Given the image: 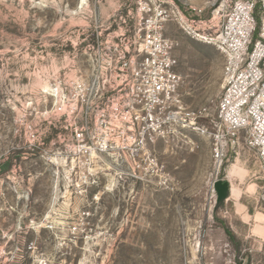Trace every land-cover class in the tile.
<instances>
[{"label": "rangeland", "instance_id": "1", "mask_svg": "<svg viewBox=\"0 0 264 264\" xmlns=\"http://www.w3.org/2000/svg\"><path fill=\"white\" fill-rule=\"evenodd\" d=\"M138 2L0 0V264H264V167L241 132L217 170L214 142L198 131L211 130L222 93L215 46L165 26L179 105L194 115L157 140V166L63 141L69 107L60 92L73 95L90 61L124 44L116 37L137 25ZM219 179L237 200L217 205Z\"/></svg>", "mask_w": 264, "mask_h": 264}, {"label": "built area", "instance_id": "2", "mask_svg": "<svg viewBox=\"0 0 264 264\" xmlns=\"http://www.w3.org/2000/svg\"><path fill=\"white\" fill-rule=\"evenodd\" d=\"M136 11L140 18L134 29L116 37L124 44L115 42L104 48L100 60H91L89 75L74 81L73 95L60 92L69 107L65 144L86 154L121 150L126 164L157 166L152 153L157 140L179 122L188 126L186 119L194 115H183L179 105L176 43L164 35L171 22L224 56L211 130L189 123L214 142L217 170L228 162V143L241 132L264 167V0H208L203 8L139 0Z\"/></svg>", "mask_w": 264, "mask_h": 264}, {"label": "water", "instance_id": "3", "mask_svg": "<svg viewBox=\"0 0 264 264\" xmlns=\"http://www.w3.org/2000/svg\"><path fill=\"white\" fill-rule=\"evenodd\" d=\"M214 190L217 194V205H219L229 197L230 188L226 182H223L220 179L214 182Z\"/></svg>", "mask_w": 264, "mask_h": 264}, {"label": "trees", "instance_id": "4", "mask_svg": "<svg viewBox=\"0 0 264 264\" xmlns=\"http://www.w3.org/2000/svg\"><path fill=\"white\" fill-rule=\"evenodd\" d=\"M257 25H258V19H257ZM256 36H257V31H256V33H255V35H254V38H256ZM221 227H222L223 231L225 232V234H226L228 240H229L231 243L234 244L235 235L231 232V230H230L227 226L223 225L222 223H221Z\"/></svg>", "mask_w": 264, "mask_h": 264}, {"label": "bare ground", "instance_id": "5", "mask_svg": "<svg viewBox=\"0 0 264 264\" xmlns=\"http://www.w3.org/2000/svg\"><path fill=\"white\" fill-rule=\"evenodd\" d=\"M230 196L234 199L237 200L238 196H237V192L235 190H231V194Z\"/></svg>", "mask_w": 264, "mask_h": 264}]
</instances>
